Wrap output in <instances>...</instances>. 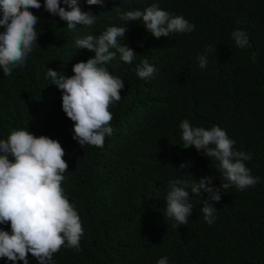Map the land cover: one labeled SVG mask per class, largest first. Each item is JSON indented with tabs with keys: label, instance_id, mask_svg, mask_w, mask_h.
Returning <instances> with one entry per match:
<instances>
[{
	"label": "trees",
	"instance_id": "16d2710c",
	"mask_svg": "<svg viewBox=\"0 0 264 264\" xmlns=\"http://www.w3.org/2000/svg\"><path fill=\"white\" fill-rule=\"evenodd\" d=\"M153 2L105 0L100 7L78 0L97 20L73 30L43 7L31 9L41 18L38 44L11 76L0 71V139L25 128L58 140L65 150L68 169L61 186L76 205L84 234L80 250L62 246L54 264H156L162 256L168 264H264V0H155L195 25L192 32L169 37L152 36L139 20L128 22L121 43L137 55L127 64L117 53L106 65L125 86L121 100L109 108L115 131L103 148L72 139L73 122L62 110L61 91L45 78L47 68L70 76L75 62L94 55L76 49L77 38L123 26L119 13ZM238 28L249 37L244 49L231 37ZM210 45L214 53H206L208 65L201 69L196 57ZM144 59L157 68L147 80L135 72ZM183 119L224 129L236 150L251 152L245 163L260 178L243 191L223 190L221 200L212 201L211 225L200 210L207 193L198 198L190 189L194 208L188 224L176 228L166 215L170 180L213 176L216 186L223 181L216 161L182 147ZM0 228L9 230L7 224ZM28 260L39 264L30 253ZM0 264L12 262L0 259Z\"/></svg>",
	"mask_w": 264,
	"mask_h": 264
},
{
	"label": "clouds",
	"instance_id": "9594fccd",
	"mask_svg": "<svg viewBox=\"0 0 264 264\" xmlns=\"http://www.w3.org/2000/svg\"><path fill=\"white\" fill-rule=\"evenodd\" d=\"M86 4L103 7L105 0H85ZM66 5V7L61 5ZM41 7L52 16L66 22L69 30L77 25L91 27L97 20L90 10L83 11L78 0H0V71L11 76L13 70L24 66L34 45L38 44L37 31L40 17L31 9ZM123 26H108L99 35L85 34L75 40L76 49L94 53L86 60L75 62L72 75H65L47 68L45 78L50 79L61 91V107L73 122L72 139L79 145L103 148L105 139L115 131L111 125L113 115L109 110L122 98L124 81L113 75L108 67L117 53L119 58L131 64L137 55L132 48L121 43L128 22L141 21V25L154 37H169L172 33H189L195 29L182 15H174L151 3L143 10L135 9L119 13ZM238 48L249 46L248 34L241 29L231 33ZM113 49L115 51H113ZM214 53L209 46L205 54L196 59L203 69L208 65L207 52ZM136 75L144 80L154 77L155 65L147 59L135 68ZM182 147H194L207 158L217 162L216 170L223 177L219 186L212 183L213 176L196 179H172L166 195V215L174 220V227L187 225L194 208L189 191L196 197L207 193L200 208L206 223L216 219V207L223 190L235 186L239 191L254 187L260 180L252 175L246 161L252 159L251 152L236 150L235 141L220 126L210 128L193 126L187 119L179 125ZM65 150L58 140L45 135H34L28 129L15 128L6 139H0V225L7 224L9 230L0 228V259L16 264H29L28 255L39 264H54L53 256L62 246L80 250L84 234L76 205L68 199L61 186L68 164L63 157ZM210 160V162H211ZM186 163L179 165L183 169ZM156 264H168L162 256Z\"/></svg>",
	"mask_w": 264,
	"mask_h": 264
}]
</instances>
